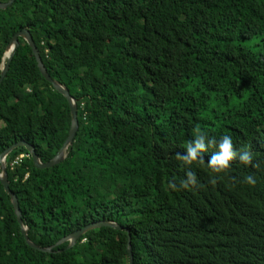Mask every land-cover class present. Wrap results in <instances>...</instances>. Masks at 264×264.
<instances>
[{"label":"trees","instance_id":"trees-1","mask_svg":"<svg viewBox=\"0 0 264 264\" xmlns=\"http://www.w3.org/2000/svg\"><path fill=\"white\" fill-rule=\"evenodd\" d=\"M23 29L80 120L63 164L39 168L28 148L6 159L29 240L50 248L107 221L129 230L134 264H264V0H16L0 10V79ZM19 41L0 85V157L28 141L49 162L71 104ZM224 136L236 156L212 173ZM198 137L206 150L185 165ZM189 171L196 184L181 188ZM69 245L29 247L0 180V264H130L124 230Z\"/></svg>","mask_w":264,"mask_h":264},{"label":"water","instance_id":"water-1","mask_svg":"<svg viewBox=\"0 0 264 264\" xmlns=\"http://www.w3.org/2000/svg\"><path fill=\"white\" fill-rule=\"evenodd\" d=\"M15 1L16 0H9L7 3H1L0 2V10H7L8 8L13 6ZM20 38H22V39L24 38L29 43V45L31 46L33 53L36 57V60L38 62V66H39V69H40L42 75L44 76V78L48 82H50L53 85L55 90H57L58 92L63 94L67 98V100H69V102L71 104L72 113H73V125H72L70 135H69L65 145L63 146V148L49 162H43L39 153L37 152V147L34 144L29 143L28 141L27 142L22 141V142L16 143L15 145H13L9 149H7L0 157V167H2V169H3L2 172L0 170V180H1L2 184L5 186L7 193L11 196V201H12V204L15 208V212H16V215L18 218V222H19V225L21 227V231H22V234L26 240L27 245L29 247H32L33 249H36V250L44 252V253H53L55 247L60 246L64 243H70L68 249H72L73 247H75L77 245L79 239L81 237H83V235H85L89 231H92L95 229L111 228V229H114L116 231H123L124 230V231H126V233L128 235V253L130 256V264H134L129 230L121 227L118 224L107 222V221H97V222L91 223V224L87 225L86 227H84L83 229H81V230L71 234L70 236L62 239L55 246L50 247V248L40 247V246L36 245L35 243H33L31 240H29L28 228L24 225V222H23L22 212H21L20 205H19V200L11 188V182H10V178H9V174H8L6 159L8 158V156L13 151H15L19 148H26V149L28 148L30 153L32 154V156L34 158V161L36 162V164L39 168H52V167H55L59 164L60 165L63 164L68 158L69 149L72 146H74V144H75L76 138H77L79 130H80V120H79L78 100L74 96H72V94L68 88H66L58 80L54 79L51 76V74L49 73L48 69L45 66V63L43 62L40 50H39L38 46L36 45V42L34 41L33 36L31 34V32L29 31V29H23V31L18 32L13 37L11 43L8 45L7 52H6L5 58H4V60L8 59V63L6 65H3L2 75H1V79H0V85L2 84L4 78L6 77L8 71L10 69V64H11V62H12V60H13L16 52H17V49L20 47V41H19Z\"/></svg>","mask_w":264,"mask_h":264},{"label":"clouds","instance_id":"clouds-1","mask_svg":"<svg viewBox=\"0 0 264 264\" xmlns=\"http://www.w3.org/2000/svg\"><path fill=\"white\" fill-rule=\"evenodd\" d=\"M199 130V129H198ZM215 144V140H212V145ZM205 144L203 141V137H198L195 141V146L193 147L192 143L187 145V155L179 156L178 159L183 161L185 165H191L193 162L197 161L198 152L205 151ZM236 156L235 151L233 150L232 140L229 136L222 137L219 143V154H216L212 157L210 164L208 167L210 168L212 173H221L228 169L229 161L232 160ZM251 154L248 152H244L240 156V160L245 164L251 163ZM245 182L248 184H255V180L252 176L245 177ZM212 184L216 183V180L213 179L211 181ZM196 184L195 174L191 171L187 173V179L182 180L180 182L181 188H188L190 185ZM172 187L175 189L176 185L173 184Z\"/></svg>","mask_w":264,"mask_h":264},{"label":"built area","instance_id":"built-area-1","mask_svg":"<svg viewBox=\"0 0 264 264\" xmlns=\"http://www.w3.org/2000/svg\"><path fill=\"white\" fill-rule=\"evenodd\" d=\"M25 158V156H22L21 158L17 159L14 165L20 164V162Z\"/></svg>","mask_w":264,"mask_h":264},{"label":"bare ground","instance_id":"bare-ground-1","mask_svg":"<svg viewBox=\"0 0 264 264\" xmlns=\"http://www.w3.org/2000/svg\"><path fill=\"white\" fill-rule=\"evenodd\" d=\"M31 154V153H30Z\"/></svg>","mask_w":264,"mask_h":264}]
</instances>
